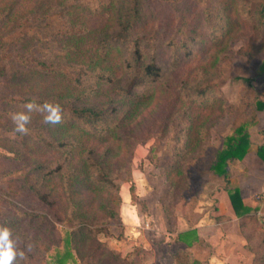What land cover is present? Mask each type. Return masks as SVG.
Listing matches in <instances>:
<instances>
[{"label":"trees","instance_id":"obj_1","mask_svg":"<svg viewBox=\"0 0 264 264\" xmlns=\"http://www.w3.org/2000/svg\"><path fill=\"white\" fill-rule=\"evenodd\" d=\"M42 3L0 0V158L17 163L6 169L0 164V176L20 171L17 187L24 192L17 200L18 188L0 187V204L5 206L0 207V224L12 228L19 247L32 246L27 264L41 263L43 253L59 246L55 264H123L124 258L109 251L98 236L111 235L108 220L117 216L121 202L118 181H131V157L145 139L142 134L156 137L168 127L169 112L156 131L142 126L138 117L161 92L158 86L180 51L184 56L190 53V37L186 30L176 40L166 37L170 56L165 59L149 0ZM228 8L224 3L223 11ZM38 13L47 19L46 25H56L48 35H34L26 28L27 14ZM257 13L264 18V3ZM230 22L226 15L222 30L231 27ZM40 41L45 44L41 52L33 48ZM197 79L176 95V99L181 93L191 95V104L181 112L178 133L191 154L200 152L215 122L206 110L214 101L208 93L213 84L204 75ZM245 80L251 85L250 79ZM33 99L60 103L63 123L50 126L33 114L29 135L9 139L11 113L23 111L22 105ZM248 126L242 122L224 137L214 170L225 174L227 160L244 156L252 143ZM255 146L264 161V145ZM174 168L176 164H171ZM177 173L183 175L181 170ZM182 179L184 183V177L179 178L175 189ZM133 188L131 183V192ZM228 192L235 214L247 213L238 189ZM57 224L65 230L62 237L57 235ZM185 233L178 232L176 239L183 240ZM178 253L183 260V252Z\"/></svg>","mask_w":264,"mask_h":264},{"label":"rangeland","instance_id":"obj_2","mask_svg":"<svg viewBox=\"0 0 264 264\" xmlns=\"http://www.w3.org/2000/svg\"><path fill=\"white\" fill-rule=\"evenodd\" d=\"M36 1L39 4L45 2ZM224 3L229 4L227 12L223 11ZM263 3L264 0H168V3L165 0H149L150 10L156 16L158 36L161 37L159 50L162 58L168 59L170 56L164 39L171 35L176 40L185 30L190 37V53L184 56L180 51L179 59L166 69L158 86L161 92L138 117L142 126L156 131L168 112L170 115L164 132L149 138L148 134L143 133L145 139L134 147L130 164L131 181H118L121 202L117 207V216L108 220L111 235L98 236L109 251L119 253L124 258L123 264H129L127 261L134 264L133 259L138 257L139 261L151 258L153 251L148 243L160 249L168 248L165 245L167 241L170 242L169 238L172 239L168 232L177 228L178 216H188L200 202L199 199L211 200L221 187L227 188L229 185L226 178L212 171L211 166L224 137L236 125L242 122L250 125L258 117L255 105L260 97L257 87L264 76V18L257 12ZM32 15L27 14V20H24L26 28L34 35H48L56 27L55 23L46 25L47 19L39 16V13L38 16ZM226 15L232 26L222 30L221 23ZM195 31L197 36L194 35ZM33 48L41 52L45 44L40 41ZM202 75L213 84L208 93L214 101L206 110L211 111L210 117L215 122L209 133L205 134L200 152L191 154L190 148L183 147V139L178 138L181 112L191 104V95L186 97L181 93L178 99L176 95L178 91L185 92L193 83L199 82L197 78ZM245 78L250 79L251 85ZM181 79L185 80L182 86ZM259 144L264 145L263 142L255 143ZM0 164L5 169L17 166L16 162L1 158ZM171 164H176L177 169H170ZM177 170H181L183 175ZM19 173L16 171L10 176H0V187L5 190L7 185L18 188ZM10 177L15 180L10 181ZM183 177L184 183L182 179L180 187L175 189L176 183H180L179 178ZM224 181L226 183L223 185ZM131 183L134 185L132 192ZM257 194L255 198L262 200ZM22 195L23 190L18 188L16 199ZM0 207L5 206L0 204ZM57 229V235H65V230L58 224ZM39 239L43 240L42 237ZM59 251L61 246L52 247L43 253L41 263L36 260L31 263L55 264Z\"/></svg>","mask_w":264,"mask_h":264},{"label":"crops","instance_id":"obj_3","mask_svg":"<svg viewBox=\"0 0 264 264\" xmlns=\"http://www.w3.org/2000/svg\"><path fill=\"white\" fill-rule=\"evenodd\" d=\"M257 88L260 92L255 105L258 117L248 126L252 140L249 149L241 159L227 160L225 174L211 166L216 175L226 178L227 188L221 187L211 200L199 199L188 216H178L177 228L168 232L172 236L165 245L168 248L160 249L148 243L153 251L151 258L139 261L138 257L133 259L134 264H264V237L260 234L264 232V200L255 198L264 186V161L255 146V143H264V107L261 108L264 82ZM228 188L238 189L247 213L235 214ZM181 231H186L184 239L177 240V233ZM179 250L183 252V260L178 258Z\"/></svg>","mask_w":264,"mask_h":264},{"label":"clouds","instance_id":"obj_4","mask_svg":"<svg viewBox=\"0 0 264 264\" xmlns=\"http://www.w3.org/2000/svg\"><path fill=\"white\" fill-rule=\"evenodd\" d=\"M22 108L23 111H16L10 115L13 128L6 134L9 139L29 135L33 114L40 115L42 123L50 126L59 125L64 120L63 108L58 102L38 103L33 99L24 103ZM31 248V245L19 247L18 238L14 237L12 228L0 224V264H27Z\"/></svg>","mask_w":264,"mask_h":264},{"label":"built area","instance_id":"obj_5","mask_svg":"<svg viewBox=\"0 0 264 264\" xmlns=\"http://www.w3.org/2000/svg\"><path fill=\"white\" fill-rule=\"evenodd\" d=\"M257 196H258V198H261L262 200H264V186H263L262 190L260 192H258Z\"/></svg>","mask_w":264,"mask_h":264}]
</instances>
